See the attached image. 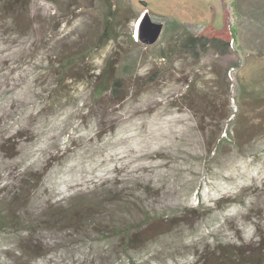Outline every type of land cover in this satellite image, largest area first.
I'll use <instances>...</instances> for the list:
<instances>
[{
    "label": "rangeland",
    "instance_id": "rangeland-1",
    "mask_svg": "<svg viewBox=\"0 0 264 264\" xmlns=\"http://www.w3.org/2000/svg\"><path fill=\"white\" fill-rule=\"evenodd\" d=\"M110 1L0 0V264H264V0Z\"/></svg>",
    "mask_w": 264,
    "mask_h": 264
},
{
    "label": "trees",
    "instance_id": "trees-1",
    "mask_svg": "<svg viewBox=\"0 0 264 264\" xmlns=\"http://www.w3.org/2000/svg\"><path fill=\"white\" fill-rule=\"evenodd\" d=\"M114 2L107 0V15H110L109 12L112 10ZM142 4H146L142 1ZM227 11H224L222 14V25L220 28L215 27L212 22L207 23L201 30L198 32H193L189 30L187 27H182L177 36L178 44L181 48L188 50L192 53L197 54L199 51H206L212 49L217 55H225L228 53L229 40L231 38V28H227ZM214 19V13L211 15V21ZM179 23L176 20L171 21V26L174 29L175 27H179ZM117 35L111 24V20L109 17H104V26L100 33V44L104 45L111 40H116ZM113 79L109 77L108 68L102 69L95 76V89L98 94H102L104 92H112ZM220 132V131H219ZM226 132V130H225ZM216 137L214 142L218 140V143L222 140V137ZM217 146V145H215ZM63 211H58L59 215L62 214ZM63 215H69L68 211H65ZM90 220V219H89ZM146 220V219H145ZM21 221H19L14 213L7 212L5 208L0 204V231H5L9 228L17 229V230H26V228L21 226ZM123 237L125 239L128 236V232L130 228L124 229ZM130 238H126L124 245L122 246L125 252H128L127 249L130 248L129 243ZM129 250V249H128ZM128 254V253H125Z\"/></svg>",
    "mask_w": 264,
    "mask_h": 264
},
{
    "label": "water",
    "instance_id": "water-1",
    "mask_svg": "<svg viewBox=\"0 0 264 264\" xmlns=\"http://www.w3.org/2000/svg\"><path fill=\"white\" fill-rule=\"evenodd\" d=\"M162 27V23L154 22L148 14H144L138 23L136 34H138L141 42L152 44L158 39Z\"/></svg>",
    "mask_w": 264,
    "mask_h": 264
},
{
    "label": "built area",
    "instance_id": "built-area-1",
    "mask_svg": "<svg viewBox=\"0 0 264 264\" xmlns=\"http://www.w3.org/2000/svg\"><path fill=\"white\" fill-rule=\"evenodd\" d=\"M232 30V29H231ZM231 38L229 40V47H233L234 46V43H235V36L233 34V31L231 32ZM234 72H235V67L234 66H231L228 70V75L232 76V74L234 75Z\"/></svg>",
    "mask_w": 264,
    "mask_h": 264
},
{
    "label": "crops",
    "instance_id": "crops-1",
    "mask_svg": "<svg viewBox=\"0 0 264 264\" xmlns=\"http://www.w3.org/2000/svg\"><path fill=\"white\" fill-rule=\"evenodd\" d=\"M193 10H194V9H193ZM185 17H186V19H189V17H188V14H186V16H185ZM187 22H189V21H187Z\"/></svg>",
    "mask_w": 264,
    "mask_h": 264
}]
</instances>
